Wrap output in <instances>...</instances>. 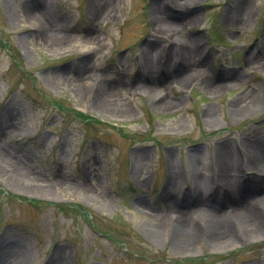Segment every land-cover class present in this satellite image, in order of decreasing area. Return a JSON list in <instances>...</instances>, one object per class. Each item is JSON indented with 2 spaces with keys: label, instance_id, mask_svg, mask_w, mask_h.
I'll return each instance as SVG.
<instances>
[{
  "label": "rangeland",
  "instance_id": "rangeland-1",
  "mask_svg": "<svg viewBox=\"0 0 264 264\" xmlns=\"http://www.w3.org/2000/svg\"><path fill=\"white\" fill-rule=\"evenodd\" d=\"M177 5L0 0L1 264H264L263 210L244 233L218 180L225 160L263 183L245 148L264 149V0ZM190 201L226 214L222 241L177 218Z\"/></svg>",
  "mask_w": 264,
  "mask_h": 264
},
{
  "label": "bare ground",
  "instance_id": "bare-ground-1",
  "mask_svg": "<svg viewBox=\"0 0 264 264\" xmlns=\"http://www.w3.org/2000/svg\"><path fill=\"white\" fill-rule=\"evenodd\" d=\"M180 1L181 0H173V3L175 4V6L179 7L177 3ZM154 17L157 19V16L155 14H154ZM180 30L181 29H179L178 24L172 25L169 23L166 25V31L171 33L172 38L173 36L176 35V37L182 41V43H180V47H181L182 52L184 53L185 58L188 59V58H191L194 54L193 44L185 35H183V33H181ZM150 78H151V75H150ZM261 102L262 101H261L260 96L255 95L253 93H249L248 96L246 97L245 105H247L250 108V107L259 105ZM244 106L242 105L238 107V103H236L234 106L233 114L235 116L240 115L242 112L240 109ZM118 112L120 111L118 110ZM246 144L247 142L245 143V145ZM246 147L247 148L245 149H247L250 152V157H248V163L252 165L253 168L259 169V171L261 172L260 173L262 176L261 181L263 183H261L260 187L258 188L260 195H258V197L255 195L256 189H255V192L250 191L248 187L246 186L245 181L241 182V180H238L237 178L227 176L225 160L222 163L223 165L220 169V171L222 172L221 174H219L218 180H219V183L222 184L223 186L222 188L224 190H227L226 188L231 190L233 186L234 189H236V191H239L243 194L242 196L244 198L243 197H242L243 199L241 197L239 198L240 203L237 204L234 210L236 212V215L240 217L239 219L242 218L240 221L244 219L243 222L245 225L240 227V229L242 228L241 231H243L244 233H252V232L257 231V229H260L261 226L263 225V222H256V219L260 217V219L263 220V216L261 215L259 209H262L264 213V206L263 207L260 206L264 204V155L263 156L261 155L262 154L261 150L263 149L261 145L248 144ZM0 155L4 158V160L5 159L10 160L9 157H4V153L2 151H0ZM221 156L225 159V154L222 153ZM229 169L230 171L232 170L231 165ZM249 199L254 200V202H258L256 203L257 207L251 206V204L248 203ZM227 202L228 201H225L224 208L226 207ZM259 202H261V204ZM198 204L199 203L194 202V205H190L192 207V210L190 209L192 212L189 209H184V207L187 208L186 206H180L178 208L174 207L173 212L174 214L176 213L179 215V217H177L178 219L185 217V219L190 220L192 223L195 222V224L197 223L198 225H201L202 227H206V230L209 229L208 236L210 238V241L213 243L214 242L219 243L220 241L223 240V238L226 237V234L224 232L229 230L230 222L226 214L221 215L220 213L223 211H218L217 209L207 208L206 210H202L200 209L201 207ZM197 210H199V212ZM250 217L251 218L253 217V221L251 220ZM178 219H176L175 222L180 225L181 219L180 220ZM234 223L236 224V222ZM188 240H189L188 238H185V241H188ZM186 243L191 244V241L189 240V242H186ZM7 254L8 252H6L4 248H0V264L2 263V261L6 260V258L8 257ZM23 260L24 259H20L18 264H22Z\"/></svg>",
  "mask_w": 264,
  "mask_h": 264
}]
</instances>
